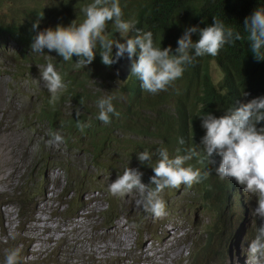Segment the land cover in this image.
I'll return each instance as SVG.
<instances>
[{"label": "rangeland", "instance_id": "rangeland-1", "mask_svg": "<svg viewBox=\"0 0 264 264\" xmlns=\"http://www.w3.org/2000/svg\"><path fill=\"white\" fill-rule=\"evenodd\" d=\"M14 4L11 0L0 1V21H8L17 15L18 10H10ZM18 50L13 41H0V177H6L0 183V260L4 261L8 252L17 250L20 264H199L190 256L192 241L196 237L205 239L206 232H213L211 251L203 264H240L234 244L230 258V237L239 231L237 246L240 250L245 243L246 251L254 232H247L245 208L241 207L239 195L236 200L240 205V216L235 212L230 215L229 206L226 207L229 213L219 216L213 205L202 200L191 188H176L163 194L162 198L170 206L161 218L164 222L156 227L155 239L142 233L146 238L145 245L142 244L139 238L141 224L152 217L142 207L135 206L138 191L113 196L107 188L117 173L122 174L128 166L137 168L136 161H109V165L98 169L91 162L86 138L73 141L69 148L64 139L63 143L49 146L47 141L53 132L36 116L44 101L43 90L47 89L39 68L48 64L29 63L20 72L12 58ZM130 63L127 57L120 59L111 67L113 78L104 76L108 79L104 84L115 88L123 83ZM209 69L212 81L218 83L222 74L214 59L209 61ZM99 83L100 79L95 78L90 84L91 89L102 94L104 91L98 88ZM71 107L68 102L63 104L64 111ZM128 136L120 132L114 133L113 138ZM153 143L160 145L157 141ZM12 146L15 153L10 165L15 164L2 166V157ZM110 158H113L112 154ZM11 174L14 177L11 178ZM87 182H90L89 187ZM20 190L25 192L23 200L26 202L31 201L28 200L30 191H35L32 197L35 206L30 207L21 219L18 216L20 209L15 204ZM74 191L81 195L82 206L75 216H69L65 213L66 202L70 194L73 198ZM243 194L252 209L251 196ZM106 202L119 207L112 222L104 221L108 217L104 208ZM252 216L250 211L249 217ZM126 218L132 225H127ZM34 227L41 230H34ZM216 239L218 243L215 244ZM36 240H42L44 246L38 247ZM152 241L157 244L149 245ZM0 264L3 263L0 261Z\"/></svg>", "mask_w": 264, "mask_h": 264}, {"label": "clouds", "instance_id": "clouds-1", "mask_svg": "<svg viewBox=\"0 0 264 264\" xmlns=\"http://www.w3.org/2000/svg\"><path fill=\"white\" fill-rule=\"evenodd\" d=\"M81 11L85 14V18L78 24L72 21L68 26L57 24L54 28L48 27L39 31L31 43L32 51L44 52L43 50L46 48L49 52L55 51L64 61L72 60L75 55L79 57L76 61L77 65L84 68L94 61L98 47L101 61L107 67H112L120 59L127 57L131 61L130 75L136 76L140 81L141 89L151 94L166 91L169 85L182 77L185 66L192 64L196 57L217 56L225 44H231L245 38L232 27H226L223 20L213 16V22L206 27L200 28L198 25H193L186 28L178 38V46L173 53L171 46L166 48L154 46L151 32H143L136 27L135 22L124 20L119 0H93L92 3L82 7ZM40 18L42 19L43 15H40ZM109 22L114 24L122 39H117L118 34L116 40L109 39L104 34ZM38 27L39 20L32 25L33 30ZM243 27L247 33L246 38L254 58L257 61H264V7H257L253 13L245 17ZM197 32L199 38L193 40L192 34ZM129 33H134V35L130 36ZM113 48H115L114 52ZM137 52L138 59H135ZM13 61L17 65L21 64L14 58ZM21 65H23L21 68L16 66L20 72L25 70V65H29V62ZM39 70L47 88L43 90L44 95L50 93L49 103L54 106L60 94L66 89V84L53 64L49 63ZM101 85L102 83H99L98 88ZM213 85L218 91L224 92L222 78L218 83L213 82ZM90 90H92L91 85ZM93 91L100 94L96 89ZM242 95L248 96L249 93L243 92ZM113 99L114 97L108 96L97 101L99 109L97 119L104 124L111 122L110 114L119 116L113 105ZM66 102L70 103L72 107L64 111L62 105L61 114L64 116L69 115L74 110V105L69 101ZM75 115L77 117L76 126L83 132L90 125L78 119L79 111H76ZM197 117L200 118L201 127L205 130L198 143L203 148V157L207 160L208 165L216 163L214 156L221 157L218 167L215 168L218 176L212 178L214 182L204 185L205 192L197 186V183L207 179L211 174V169L201 171L199 167L191 164L186 167L188 161L193 157L200 158L201 152L191 148L187 150L185 155H176L159 146L152 153L147 150L138 152L137 159L141 165H145V169L140 168V166L137 168L126 167L122 174L117 173L115 180L108 184V191L113 196H124L134 190L138 191L139 199L136 200L135 206L142 207L152 217V219L141 224L142 230L139 238L142 244L146 240L142 236L144 232L149 234L150 239L156 238L155 229L164 222L161 218L170 207L162 196L176 188H191L192 191H196L195 194H198L202 200L213 205L219 216L222 213L224 215L229 213L226 210L227 206H229L230 215L235 212L240 216V205L238 204L240 202L241 207L245 208L247 232L253 231L254 237L248 242L246 251L244 250L245 243L239 250L237 246L239 231L236 230L230 237L228 248L230 258H232V244H234V251L240 264H264V127H257L261 122H264V95L254 97L246 102H243V98L239 99L230 104L225 114L219 117L211 113ZM40 121L46 122L45 119H40ZM50 131L53 133H50V139L47 141L49 146L63 143V139L65 140L63 133L51 128ZM122 133L130 135L125 138L133 139V135L127 130ZM73 141L75 140L70 143L65 141L68 148L72 147ZM146 142L156 146L153 140ZM178 142L181 145L185 143L183 138H179ZM86 147L88 146L86 145ZM177 151L180 150L177 149ZM90 159L92 164L96 165L95 159ZM130 161L133 162V160ZM200 162H203V159ZM99 164L102 163L99 162ZM63 169L69 172L68 168L64 167ZM48 174L49 172L46 176ZM86 185L89 187L90 182H87ZM19 192L18 201L15 204L20 209L18 216L21 219L30 207L34 208L35 201L32 197H34L35 191H30L31 193L28 195L30 202L23 200L25 195L23 190ZM243 192L251 196L252 209L246 204ZM238 195L241 196L239 202L236 200ZM71 198L70 194V199L66 202L65 213L69 216H75L80 205L82 206V199L76 191H74L72 201ZM104 208H106L105 214L108 216L104 221L112 222L118 215L119 207L115 208V204L111 205L106 202ZM250 211L252 217H249ZM125 220L127 225H132L128 218ZM216 224L217 221L214 227ZM134 227L137 230L135 223ZM212 234L213 232H206L205 239L196 237L192 241L191 253L190 251L189 253L193 261L203 264L204 258L211 251ZM162 236L158 237L162 238ZM213 243H218V240L216 239ZM150 244L154 246L157 243L152 241L149 242ZM205 247L207 248L204 250ZM0 261L3 264H20L19 252L12 250L6 254L4 261Z\"/></svg>", "mask_w": 264, "mask_h": 264}, {"label": "trees", "instance_id": "trees-1", "mask_svg": "<svg viewBox=\"0 0 264 264\" xmlns=\"http://www.w3.org/2000/svg\"><path fill=\"white\" fill-rule=\"evenodd\" d=\"M11 1L15 4L10 10L18 12L8 21H0V41L11 39L19 46L12 56L18 63L53 64L66 84V89L54 106L49 103L50 93L44 95V103L36 116L45 119L52 130L63 133L68 143L86 138L87 150L98 168L109 165V161L121 163L128 159L135 160L137 166L145 169V165L138 161L137 153L145 150L152 153L157 149V146L146 142L153 140L171 154L185 155L191 148L200 151L201 157H193L186 167L191 164L201 171L211 169L208 178L197 183L202 190L204 185L214 182L212 178L218 176L215 168L221 157L214 156L216 163L210 165L203 157V148L198 143L205 130L197 116L211 113L219 117L239 99L243 98V102H246L264 95V61L254 58L243 27L245 17L257 7H264V0H119L124 20L135 22L143 32H151L154 46H171L173 53L178 46V38L186 28L193 25L206 27L213 22V16L245 37L225 44L217 56L196 57L192 64L185 66L181 78L169 85L166 91L156 94L142 90L139 79L130 75V70L126 80L118 87L105 85L108 79L104 76L113 78V75L111 67L102 63L99 47L94 61L85 68L77 65L79 57L75 55L72 60L64 61L55 51L49 52L46 48L44 52L32 51L31 43L39 31L54 28L57 24L68 26L72 21L77 24L82 22L85 14L81 8L93 0ZM40 15H43L42 19ZM37 20L39 27L33 30L32 25ZM104 34L113 40H116L117 34L121 38L112 22L107 24ZM192 38L197 40L198 32L193 33ZM134 58L138 59V52ZM211 59L216 61L222 72L224 92L213 85L209 69ZM21 64L17 65L18 68L23 67ZM95 78L100 79L103 94L90 90ZM243 92L249 95L243 96ZM108 96L114 97L113 105L119 116L110 114L111 122L104 124L97 119V101ZM66 101L74 105V110L64 116L61 108ZM76 111L80 112L78 119L90 125L83 132L76 126ZM257 127H264V122ZM124 130L133 135L132 140L113 138L114 133ZM179 138L184 139L183 145L179 144ZM110 154L113 158H110ZM201 159L203 162H200Z\"/></svg>", "mask_w": 264, "mask_h": 264}, {"label": "bare ground", "instance_id": "bare-ground-1", "mask_svg": "<svg viewBox=\"0 0 264 264\" xmlns=\"http://www.w3.org/2000/svg\"><path fill=\"white\" fill-rule=\"evenodd\" d=\"M13 152H14V150H13V146L8 150V152H7V154L4 156V157H2V166L3 165H5V164H7V163H9V165H10V163H11V161L13 162V160H12V158L14 157V155H13ZM15 153V152H14ZM16 159V158H15ZM15 161V160H14ZM17 163V162H16ZM13 164H15V163H13ZM13 164H11L10 166H14ZM17 165H18V163H17ZM5 166H8V165H5ZM19 167V166H18ZM4 168H6V167H4ZM17 168V167H16ZM12 169V168H11ZM15 169V168H14ZM8 170L10 171V169L8 168ZM16 171V170H15ZM5 173V171H3V174ZM10 175V174H9ZM12 175V174H11ZM5 176V175H4ZM4 176H1L0 177V183H3L4 182V179L6 178H4ZM7 176H8V174H7ZM12 177H14V175H12L11 176V178ZM12 181H15L14 180V178H13V180ZM5 182H6V180H5ZM8 185V184H7ZM9 186V185H8ZM35 228H36V230H41L40 228H38V227H34L33 229L35 230ZM35 232V231H34ZM38 232V231H37ZM37 234V233H36ZM169 238H170V236H169ZM36 243H37V246L38 247H43L44 246V242L42 241V240H36ZM36 249L37 248H34V250L36 251Z\"/></svg>", "mask_w": 264, "mask_h": 264}]
</instances>
